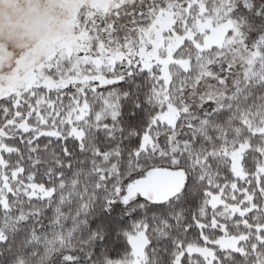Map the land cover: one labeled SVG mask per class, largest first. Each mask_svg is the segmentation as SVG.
I'll return each instance as SVG.
<instances>
[{
	"label": "snow or ice",
	"instance_id": "snow-or-ice-1",
	"mask_svg": "<svg viewBox=\"0 0 264 264\" xmlns=\"http://www.w3.org/2000/svg\"><path fill=\"white\" fill-rule=\"evenodd\" d=\"M58 5L0 71V264H264V0Z\"/></svg>",
	"mask_w": 264,
	"mask_h": 264
},
{
	"label": "rangeland",
	"instance_id": "rangeland-1",
	"mask_svg": "<svg viewBox=\"0 0 264 264\" xmlns=\"http://www.w3.org/2000/svg\"><path fill=\"white\" fill-rule=\"evenodd\" d=\"M64 16L58 0H7L0 7V71L15 73L16 61L39 53ZM38 58V57H37Z\"/></svg>",
	"mask_w": 264,
	"mask_h": 264
},
{
	"label": "clouds",
	"instance_id": "clouds-1",
	"mask_svg": "<svg viewBox=\"0 0 264 264\" xmlns=\"http://www.w3.org/2000/svg\"><path fill=\"white\" fill-rule=\"evenodd\" d=\"M63 35L62 27H55L51 30V38L56 39L57 37H61Z\"/></svg>",
	"mask_w": 264,
	"mask_h": 264
}]
</instances>
